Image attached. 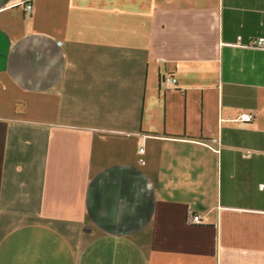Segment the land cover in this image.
Instances as JSON below:
<instances>
[{
    "label": "crops",
    "instance_id": "crops-1",
    "mask_svg": "<svg viewBox=\"0 0 264 264\" xmlns=\"http://www.w3.org/2000/svg\"><path fill=\"white\" fill-rule=\"evenodd\" d=\"M255 37L264 0H0V264H264Z\"/></svg>",
    "mask_w": 264,
    "mask_h": 264
},
{
    "label": "built area",
    "instance_id": "built-area-1",
    "mask_svg": "<svg viewBox=\"0 0 264 264\" xmlns=\"http://www.w3.org/2000/svg\"><path fill=\"white\" fill-rule=\"evenodd\" d=\"M31 5L30 4H26L25 8L28 10L30 9ZM264 45V38L263 37H255V38H250V40L247 42L246 46L251 47V48H263ZM176 82V79L174 77H164L162 79V83L166 86L170 85V84H174ZM253 118V115L251 113H240L237 116V120L242 121V122H246L249 121ZM192 222L194 223H199L200 219L198 215H194L192 217Z\"/></svg>",
    "mask_w": 264,
    "mask_h": 264
}]
</instances>
